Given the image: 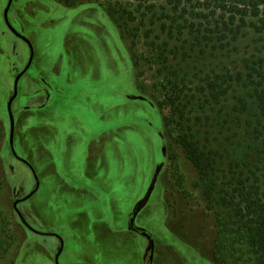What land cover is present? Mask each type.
<instances>
[{
	"label": "rangeland",
	"instance_id": "obj_1",
	"mask_svg": "<svg viewBox=\"0 0 264 264\" xmlns=\"http://www.w3.org/2000/svg\"><path fill=\"white\" fill-rule=\"evenodd\" d=\"M7 4L0 0V264H56L61 244L57 264H145L148 241L127 226L143 201L134 225L151 236L152 264H223L213 255L216 215L176 144L161 53L165 44L166 56L178 51L179 76L193 90L206 74L230 75L226 108L235 115L262 81L264 32L189 52L187 36L162 31L165 20L150 14L143 25L132 0H13L8 21L34 55L12 103L11 147L7 102L29 52L6 30ZM130 12L135 21L124 24ZM204 123L201 138L214 149L242 153L234 123L231 132ZM29 166L39 187L21 201L35 189ZM232 237L225 261L240 256L241 264L249 255L240 243L230 247Z\"/></svg>",
	"mask_w": 264,
	"mask_h": 264
},
{
	"label": "trees",
	"instance_id": "obj_2",
	"mask_svg": "<svg viewBox=\"0 0 264 264\" xmlns=\"http://www.w3.org/2000/svg\"><path fill=\"white\" fill-rule=\"evenodd\" d=\"M132 1L138 3L135 12L143 19V25L144 18L153 14V22L165 20L161 24L163 32L168 30L171 35L187 36L185 41L189 52H197L208 44H214L213 47L219 49L224 41L228 44L237 41L247 29L260 34L264 32V0H163L160 5L149 4V0ZM158 12L162 13L161 17ZM129 14L127 19L124 13L116 15L118 20L125 19L124 24H127L135 21L132 13ZM166 51L167 44L161 53L166 57L163 63L166 69L162 86L164 102L173 118L178 119L176 144L197 171L207 207L216 215L215 260L231 264L225 261L224 250L227 238L231 239L233 235L230 247L240 243L249 255L247 261L241 264H264L263 68L256 72L262 81L250 95L249 102L239 99L243 105L236 107L235 115H232L226 108L229 92L233 88L230 75L206 74L198 81V89H190L185 77L178 73L181 68V60L177 62L178 51H172L167 56ZM172 53L174 56L170 57ZM202 115H205L204 119ZM203 120L209 130L217 127L227 132L233 130L231 124L234 123V136L241 138L239 146L242 153L237 156V147H234V156H225L220 149H214L208 137L201 138L200 124ZM228 158L231 159L226 160ZM174 160L172 155L171 161ZM226 161H230L227 166ZM219 172L223 175L221 186L218 183ZM153 184L154 180L149 193ZM144 203L136 205L133 215ZM239 260L240 256L235 258L234 264H239Z\"/></svg>",
	"mask_w": 264,
	"mask_h": 264
},
{
	"label": "water",
	"instance_id": "obj_3",
	"mask_svg": "<svg viewBox=\"0 0 264 264\" xmlns=\"http://www.w3.org/2000/svg\"><path fill=\"white\" fill-rule=\"evenodd\" d=\"M12 1L13 0H8V4L4 10V19H5V22L6 24L9 26V23L7 21V14H8V11L11 7V4H12ZM10 27V26H9ZM13 31V30H12ZM14 32V31H13ZM21 39H23L29 46L30 50H31V56H30V59H29V62H28V65L27 67L19 74L16 76L15 80H14V84H13V93H12V96L8 99V102H7V113H8V117H9V123H10V127H11V132H10V145L12 147V136H13V127H14V119H13V114H12V103L13 101L16 99L17 97V85H18V81L19 79L21 78V76L26 72V70L28 69L31 61H32V58H33V53H32V47H31V44L23 37H20ZM30 167V166H29ZM31 168V167H30ZM31 171L33 173V176L35 178V182H36V186H35V189L33 190V192L31 194H29L28 196H26L25 198H23L21 201H25V200H28L34 193H36V191L38 190V187H39V182H38V179H37V176L36 174L34 173L33 169L31 168ZM16 203H14V208L16 207ZM18 215L20 216V214L18 213ZM134 217V215H133ZM133 221V219H131V222ZM24 223V221H23ZM146 237L148 239H150V237L148 235H146ZM62 251V244H61V248L60 250L58 251L56 257H55V261H56V264H57V260H58V257L60 255Z\"/></svg>",
	"mask_w": 264,
	"mask_h": 264
},
{
	"label": "flooded vegetation",
	"instance_id": "obj_4",
	"mask_svg": "<svg viewBox=\"0 0 264 264\" xmlns=\"http://www.w3.org/2000/svg\"><path fill=\"white\" fill-rule=\"evenodd\" d=\"M3 20H4V24H5V27H6V30L8 31V32H10L11 34H13L14 35V37L18 40V41H20V42H23L26 46H27V49H28V52H29V58H30V56H31V50H30V48H29V46H28V44L23 40V39H21L20 37H23V38H25L30 44H31V42L25 37V36H23L22 34H20V33H18L13 27H12V25L10 24V22L8 21V17H7V21H8V23H9V26L6 24V22H5V19H4V14H3ZM14 32H13V31ZM31 47H32V53H33V55H34V51H33V46H32V44H31ZM29 58H28V61H29ZM32 61H33V58H32ZM32 61H31V63H30V65H29V67H28V69L26 70V72L21 76V78L24 76V75H26V73L29 71V69H30V67H31V65H32ZM27 65H28V62H27V64H26V66L24 67V69L27 67ZM24 69H22L21 71H18L16 74H15V76H14V80H15V78H16V76L17 75H19ZM21 78L19 79V81L21 80ZM19 81H18V83H19ZM18 86V85H17ZM45 96H47V95H45ZM44 106V104L43 105H41V108ZM35 186H36V183H35V185H34V188H35ZM131 219H133V221L131 222ZM134 219H135V215H134V217H133V214L131 213L130 214V216H129V218H128V229H129V232H133V233H135V234H140V235H142V236H144L145 237V239L148 241V247H147V254H146V261H145V264H152L151 263V261H152V252H153V243H152V241H151V236L148 234V233H146V232H141L142 230L141 229H139V228H137V227H135V225H134ZM134 229H137V230H140V231H135ZM146 235H148L149 237H150V239H148L147 237H146ZM54 236V235H53ZM150 245H151V249H150ZM151 254V255H150ZM60 256V255H59ZM149 259H150V261H149Z\"/></svg>",
	"mask_w": 264,
	"mask_h": 264
}]
</instances>
